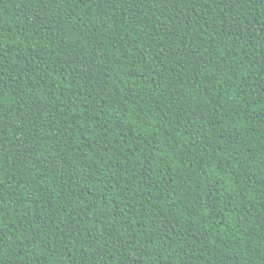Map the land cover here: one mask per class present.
Returning a JSON list of instances; mask_svg holds the SVG:
<instances>
[{
  "label": "trees",
  "instance_id": "16d2710c",
  "mask_svg": "<svg viewBox=\"0 0 264 264\" xmlns=\"http://www.w3.org/2000/svg\"><path fill=\"white\" fill-rule=\"evenodd\" d=\"M0 264H264V0H0Z\"/></svg>",
  "mask_w": 264,
  "mask_h": 264
}]
</instances>
